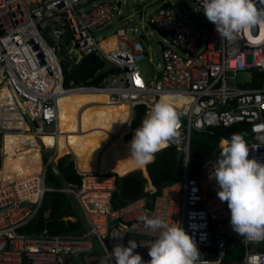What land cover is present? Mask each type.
Masks as SVG:
<instances>
[{"label": "built area", "instance_id": "1", "mask_svg": "<svg viewBox=\"0 0 264 264\" xmlns=\"http://www.w3.org/2000/svg\"><path fill=\"white\" fill-rule=\"evenodd\" d=\"M137 1L0 0V135H18L21 146L10 156L4 143L0 153V264H62L77 253L98 256L90 264H219L229 250L242 256L230 264H264V216L255 208L264 197V0ZM187 1L209 14L203 26L189 18L196 7ZM130 4L133 11L125 13ZM113 24L116 31L103 36ZM155 31L161 34L158 64L150 57L154 70L146 77L140 61L153 46L143 33ZM112 35L115 44L106 48L103 41ZM63 50L69 61L93 55L114 70L97 84L71 79L65 86ZM243 71L251 73L249 82L238 80ZM73 91L101 92L111 103L130 106L126 134L146 131L152 154L175 146L183 178L118 209L112 207L118 175L80 171L76 159L81 183L49 187L47 167L59 174V155L42 136L57 137L59 96ZM163 96L185 101L177 105ZM137 105L146 113L133 128ZM164 107L173 112L158 117ZM241 123L248 125L242 139L222 137L212 158L190 168L193 131ZM32 149L41 153L39 171L20 174L7 167L11 157ZM52 190L78 202L84 232L21 231ZM155 190L150 179L144 182V192ZM157 239L174 241L177 257H131L129 245L146 253ZM187 244L202 251L216 247L217 258L187 259Z\"/></svg>", "mask_w": 264, "mask_h": 264}, {"label": "trees", "instance_id": "2", "mask_svg": "<svg viewBox=\"0 0 264 264\" xmlns=\"http://www.w3.org/2000/svg\"><path fill=\"white\" fill-rule=\"evenodd\" d=\"M104 62L93 55L84 56L78 62L67 61L63 62V73L65 78V86H69L70 80L73 79L75 83H91L97 84L102 78L113 71L109 69L102 73L100 76L90 80V78L97 72ZM255 87L261 86V82H255ZM164 112L171 113L173 109L169 107L160 108L157 116H161ZM146 113V107L144 105H137L135 107V115L131 121L133 128L140 126L143 123ZM131 127V126H130ZM248 125L241 123L232 127L215 126L207 130H195L192 133L191 151H190V168L196 170L205 164L218 150V146L222 137L239 140L243 136L241 131L247 129ZM142 132L136 139L131 142L127 141L124 137V141L133 144V147L139 146L143 138ZM146 159L140 161V166H145L147 163V171L149 177L155 186V191L144 192V183L141 182L135 176H129L122 181L120 176L122 174L115 172L117 176L116 188L112 196V207L118 209L130 201L140 198L142 195H148L153 198L155 195L161 192L162 188L170 183L181 180L184 175L183 161L178 159V151L173 145L167 146L152 154L147 151L145 153ZM46 157V155L44 156ZM76 159V158H75ZM46 160V158H45ZM77 161V160H76ZM59 170V174H56L51 169V166L47 167L46 171V184L51 188H60L64 184L72 183L79 185L81 183V176L77 173L75 162L70 158V155H64L58 159L55 163ZM78 169L79 165L77 164ZM81 171V170H80ZM51 208V213L48 218L45 217V211ZM257 212L264 216V197L257 200L255 204ZM69 216H75L76 220L67 219ZM86 224L82 209L78 202L69 194L61 191H47L44 197V201L41 205L37 217L24 226L21 231L26 233H39L44 229H48L51 233H82L86 230ZM156 241L162 242L157 239ZM165 247H173L174 241L163 240ZM128 248L133 251L132 258L138 259H174L175 256L172 253L165 254H142L141 248H132L131 245ZM229 253L222 259L219 264H230L232 259L241 258V254L234 251ZM185 257L190 260H215L217 258L216 247L210 248L207 251H202L198 248H194L187 244L185 246ZM62 264H87L85 256L77 253L67 259ZM200 264V263H196ZM215 264V263H208Z\"/></svg>", "mask_w": 264, "mask_h": 264}, {"label": "bare ground", "instance_id": "3", "mask_svg": "<svg viewBox=\"0 0 264 264\" xmlns=\"http://www.w3.org/2000/svg\"><path fill=\"white\" fill-rule=\"evenodd\" d=\"M115 40L116 37L112 35L103 41V45L106 48L113 46ZM168 99L177 105H182L185 101L180 97L163 96V100ZM127 108L131 115L130 106L111 103L107 95L101 92H67L60 95L58 99V135L56 138L43 135V141L56 146L58 155L71 152L74 158L79 160L86 149L91 148L88 157L81 164L84 171L98 173L118 171L126 175L132 170L139 169L136 157L125 162L126 157L123 153L115 149V144H119L131 129ZM61 131L63 134L59 145ZM144 134L146 136L141 140L140 151L147 152L146 145L150 138L147 132ZM18 138L16 134L1 138L0 153L4 141L9 148L10 156L16 154V147H21L16 142ZM142 157L144 159V154ZM7 162L10 164L7 165L8 168L19 170L20 174H26L40 170L42 157L38 150L32 149L23 156L17 154L11 157Z\"/></svg>", "mask_w": 264, "mask_h": 264}, {"label": "rangeland", "instance_id": "4", "mask_svg": "<svg viewBox=\"0 0 264 264\" xmlns=\"http://www.w3.org/2000/svg\"><path fill=\"white\" fill-rule=\"evenodd\" d=\"M131 1H132V4H134L135 6L138 4L137 0H131ZM187 2H188L189 7H191V8L196 7L195 12L193 13L192 16H189V18L196 25L203 26V24L205 23V21L209 17V14L205 10H203L201 8H198L192 2H190V1H187ZM152 8H153L152 6L147 7L145 12H144V15H146ZM123 11L125 13L132 12L133 11L132 5L130 4L128 6H124ZM116 28H117V26L115 24H113V26H111L110 28L109 27L105 28L102 35L103 36H109V35L113 34L116 31ZM143 37L145 38L146 41L151 40L152 46H153V49L149 52V57L145 58V59H142L140 61V67H141L144 75L146 77H150V76H152L153 70H154V65L150 61V57L153 58V61H154L155 65H157L158 64L157 54L159 55V53H160V47H159V43L157 41H161V34L158 31H155V35H150L149 37L147 36L146 33H143ZM62 54L64 56V61L63 62L65 63L69 59L67 57H65V55H66V51L65 50L62 51ZM250 77H251V73L249 71H243V72H239L238 73V80H240L242 82H249L250 81ZM127 110H128V117H129V120H130V118H131L130 110L128 108H127ZM62 134H63V132L61 131V134H59V140H58L59 141V145H60V138H61ZM138 135H140V134H138ZM145 136L146 135L143 134L142 140L145 138ZM136 137H137V134L135 136H133L132 133L125 134V139L127 141L133 142L136 139ZM1 138L3 139L4 136L0 135V139ZM3 144H4V141H3ZM140 148H141V145L133 147V144H130V143L124 141V137H123L122 141L119 144H115V149L117 151L122 152V153H124V152L126 153L125 162L131 160L133 157H136L139 169H141L142 172H144L145 171V169H144L145 166H140L141 162L139 160L142 159L143 154L145 156L146 151L142 152V151H140ZM90 149L91 148H87L86 149L85 153L82 155L80 160L78 158H77L78 160L76 159L77 160V164L79 165V168L82 171H84L85 169L82 168L81 164L88 157V155L90 153ZM59 151H60V147H59ZM44 153H45V155H47L48 152L45 150ZM69 155H70V157H72L73 160H75V158H73L74 157L73 154L70 153ZM62 156H64V154H59V157H62ZM115 172H118V171H115ZM118 173H120V172H118ZM96 248H97V251L99 252L100 251L99 250V244H96ZM165 253H172L175 257H177V255H178L177 245L174 244L173 247H165L164 243L159 242V243H155L154 245H152L150 247V253L149 254H165Z\"/></svg>", "mask_w": 264, "mask_h": 264}, {"label": "water", "instance_id": "5", "mask_svg": "<svg viewBox=\"0 0 264 264\" xmlns=\"http://www.w3.org/2000/svg\"><path fill=\"white\" fill-rule=\"evenodd\" d=\"M110 67H111L110 63H105L97 72H95V74L90 78V80H93L94 78L100 76L102 73L106 72ZM153 158H154V156L152 157V159ZM181 158H182V153L180 151H178V159L181 160ZM129 176H135L141 182L148 183L150 177H149V174L147 171V164H146V174H144L141 169H135V170H132L131 172L127 173L126 175L120 176V177H121L122 181H124ZM50 213H51V208H49L47 211H45V214H44L45 217L48 218L50 216ZM239 251L240 252L243 251V246L240 247ZM96 259H98V256H86L85 257L87 264H90L91 262H93Z\"/></svg>", "mask_w": 264, "mask_h": 264}, {"label": "crops", "instance_id": "6", "mask_svg": "<svg viewBox=\"0 0 264 264\" xmlns=\"http://www.w3.org/2000/svg\"><path fill=\"white\" fill-rule=\"evenodd\" d=\"M159 47H160V45H159ZM158 54H157V60H158ZM131 128V127H130ZM125 137V136H124ZM123 155H124V157H126V153L124 152L123 153ZM154 156V154H152V157ZM60 158V157H59ZM58 158V159H59ZM146 158H145V156H144V159H143V157H142V159L141 160H145ZM141 160H139V161H141ZM58 161V160H57ZM151 161V160H150ZM150 161H148V162H150ZM144 174H146V169H145V171L143 172ZM123 175V174H122ZM124 176V175H123ZM144 183V182H143ZM67 219H71V220H76V217L75 216H69V217H67ZM147 253H150V250H148V251H146V253H142V254H147Z\"/></svg>", "mask_w": 264, "mask_h": 264}]
</instances>
